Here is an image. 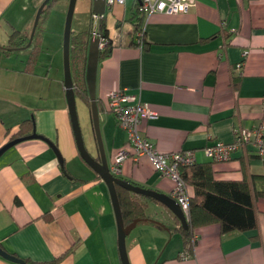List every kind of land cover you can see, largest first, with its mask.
<instances>
[{
    "label": "crops",
    "instance_id": "1",
    "mask_svg": "<svg viewBox=\"0 0 264 264\" xmlns=\"http://www.w3.org/2000/svg\"><path fill=\"white\" fill-rule=\"evenodd\" d=\"M44 1L0 0V147L7 142L8 127L34 115L37 132L57 143L71 176L45 140H25L7 150L0 158V243L28 259L26 263L122 264L108 185L78 155L57 50L52 60L27 72L30 46L5 49L13 28L31 35ZM135 1L106 3L104 13L113 46L109 56L99 59L95 84L109 163L127 145V130L106 105L107 95L118 88L156 112L142 122V136L163 152L192 150L197 161L213 159L205 153L207 145L232 142L237 131L264 126V0H192L184 12L144 14L140 32H134L133 21L138 20H128L135 16ZM57 3L46 23L43 50L48 34H55L63 47L64 32L59 36L52 28L54 7L61 11ZM93 6L91 0L92 13ZM235 75H241L238 88ZM88 140L89 149H98L91 133ZM213 167L218 178L247 174L264 186V159L252 147ZM120 175L166 193L174 188L173 180L156 171L146 155L126 159ZM256 206V228L222 234L216 222L197 227L193 255L180 258L184 244L174 228L181 223L165 205L149 202L147 218L126 239L130 262L264 264V194L256 198ZM0 264L21 263L0 255Z\"/></svg>",
    "mask_w": 264,
    "mask_h": 264
},
{
    "label": "trees",
    "instance_id": "2",
    "mask_svg": "<svg viewBox=\"0 0 264 264\" xmlns=\"http://www.w3.org/2000/svg\"><path fill=\"white\" fill-rule=\"evenodd\" d=\"M57 1L48 0L40 14L35 34L29 47L30 51L26 58L24 71H35L40 53L43 50L42 41L46 31V23L52 7ZM134 7L136 8L135 16L132 15L128 20L133 21L132 19L135 17L138 22L133 21L135 24L134 32H140L142 30L140 19L144 17L141 0H136ZM99 29L102 35L107 38V44L100 51V58H103L110 55L113 46L104 16L100 20ZM91 33V30L74 31L72 29L70 38V65L75 94L89 108L90 117L91 100L86 82V64ZM29 38L30 35L28 36L27 33L13 28L8 35L6 51L9 52L13 50L12 48L27 45ZM240 80L241 75L233 77L234 87H239ZM98 107H100L99 103ZM35 126L34 115L23 119L15 128L11 126L7 128L8 139L6 141L33 133ZM216 161L214 159L208 161H197L195 159L192 163L180 165V174L187 186L189 202L188 227L185 228L180 224L174 228L175 231L181 234L183 239L184 248L178 255L180 258H187L193 255V248L196 242L193 236L197 227L216 222L219 224L222 234H226L247 231L258 226L256 198L264 194V186L262 183L257 184L256 176L248 177L247 174L242 179H221L216 177L213 167ZM60 165L64 173L71 176L64 164V159ZM259 185L262 186L260 187ZM117 192L125 224L131 223L135 218L147 217L150 201L162 204L154 198L132 192L120 185H117ZM44 215L48 220L51 219L49 213ZM175 219L180 223L179 219ZM0 246H2L1 243ZM59 258L54 259L52 262L54 263ZM25 261L29 262L28 259H25ZM33 263L37 264L36 262Z\"/></svg>",
    "mask_w": 264,
    "mask_h": 264
},
{
    "label": "built area",
    "instance_id": "3",
    "mask_svg": "<svg viewBox=\"0 0 264 264\" xmlns=\"http://www.w3.org/2000/svg\"><path fill=\"white\" fill-rule=\"evenodd\" d=\"M125 0H106L108 5L114 3H124ZM145 16H150L153 12L164 11L167 13L184 12L193 5L192 0H141ZM94 26L92 34L100 37V46L103 49L107 38L99 29V21L103 15L93 13ZM248 50L243 53L246 57ZM243 61L237 66H241ZM106 105L113 111L118 123L127 130V145L120 148L113 156L110 170L113 174L122 173V165L125 160L132 158L138 161L141 156H148L154 168L162 176L170 177L175 185L171 195L179 202L185 210L186 216L189 214L188 190L180 174V165L195 161L194 151L180 150L173 152H163L156 148L154 143L147 137L141 135V124L147 117H152L156 112L149 104L138 100L134 93L126 92L125 89H115L107 95ZM252 147L258 156L264 159V126L258 125L253 128L241 129L237 131L236 138L232 142L215 141L205 147V153L217 161H226L233 157V154L240 150Z\"/></svg>",
    "mask_w": 264,
    "mask_h": 264
},
{
    "label": "water",
    "instance_id": "4",
    "mask_svg": "<svg viewBox=\"0 0 264 264\" xmlns=\"http://www.w3.org/2000/svg\"><path fill=\"white\" fill-rule=\"evenodd\" d=\"M47 1L48 0H45L42 3L37 13L34 22L33 31L30 35L27 45L25 46H30L32 43L40 14ZM75 4H76V0H71L70 9L65 22L64 37H63V60H64V72H65L64 84L66 89L68 110H69L72 128L80 156L90 167H92V169L100 177L103 178V180L108 185L111 200L113 203V208L117 219L118 233H119V240H118L119 251H120L122 264H131L128 256L126 239L130 235L131 231L136 227L138 222H140L142 219H146L147 217L135 218L131 223L125 224L121 205H120V200L117 192V185L123 186L124 188L132 192L158 200L174 213L175 217L180 220L181 225L185 228L188 227V219L186 218L179 202L170 193H166L163 191L142 186L127 178H124L121 175H115L110 170V163L107 157L104 139L101 132L100 111L97 102L98 100L96 97V84H95L96 71L100 59V51L102 50L100 46V37L97 35H92L89 42L87 64H86V82L91 100V118H92L93 130L98 146V155H94L92 151H90L89 148L87 147L78 116L76 94H75L74 82L71 74V65H70V38L72 33V17H73V10ZM93 4H94L93 6L94 13L104 15V13L106 12L105 11L106 0H93ZM106 44L107 43H105V45ZM34 138L45 140L55 151L60 163H63V155L58 145L49 137L41 133H38L36 128L31 134L15 137L5 142L3 145H1L0 158L7 150H9L14 145L22 141L34 139ZM0 255L16 263L35 264V263H26L25 259L8 252L2 246H0Z\"/></svg>",
    "mask_w": 264,
    "mask_h": 264
},
{
    "label": "rangeland",
    "instance_id": "5",
    "mask_svg": "<svg viewBox=\"0 0 264 264\" xmlns=\"http://www.w3.org/2000/svg\"><path fill=\"white\" fill-rule=\"evenodd\" d=\"M70 2H71V0H58L57 8L61 9V11L59 12V11L55 10L56 9L55 8L56 6H55L53 9V12H52V17L54 20V25L52 26V28L54 31H58L59 36H60L61 32H64V29H65V22H66V18H67L69 9H70ZM91 10H92L91 0H76V4H75L74 10H73V17H72V29H75L74 31H80L81 29H84V30H91V32H92V29L94 26V18L92 17L93 15H92ZM51 20H52V18H51ZM99 23H100V21H99ZM55 26H57L58 29H55ZM54 37H55V34H48V38L50 39V42L44 43L45 46H48V47H46V49H44L41 52V54L39 56L40 59H39L37 67L39 68L43 64H46L45 62L48 59L52 60L53 54H54L55 50H57V59L59 60V63L61 65V69L59 70V76L61 78L65 79L62 43L60 44V41L55 40ZM49 62H51V61H49ZM53 62L56 63V59L53 60ZM55 71H56L55 67H53L51 69V73H53ZM59 92L61 93V89H59ZM76 103H77V111H78V116H79V120H80L82 133L84 135L87 147L90 148L89 140H88L90 138V133L93 137V140H95V138L93 135V133H94L93 132V125H92V120L90 117L89 108L79 97H76ZM75 144H76V142H75ZM96 144H97V142H96ZM76 148H77V145H76ZM89 150L93 151V152H96V150L98 151V149H96L95 146L93 149H89ZM78 155L80 156V154H78ZM80 158H81V156H80ZM81 161L83 162V164L86 167L92 169V167H90L85 161H83L82 159H81ZM69 162H70V160H69ZM73 164H74V168L77 170L78 169L77 165H75V163H73ZM150 203H151V205H155V202H153V201H150ZM161 207H163V206H161ZM182 210L186 216L185 210L183 208H182ZM186 218L188 219L187 216H186Z\"/></svg>",
    "mask_w": 264,
    "mask_h": 264
},
{
    "label": "clouds",
    "instance_id": "6",
    "mask_svg": "<svg viewBox=\"0 0 264 264\" xmlns=\"http://www.w3.org/2000/svg\"><path fill=\"white\" fill-rule=\"evenodd\" d=\"M93 13H94V12H93ZM93 13H92V14H93Z\"/></svg>",
    "mask_w": 264,
    "mask_h": 264
}]
</instances>
